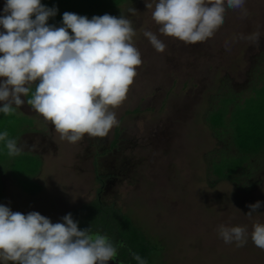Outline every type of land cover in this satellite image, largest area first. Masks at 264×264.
<instances>
[{"label":"rangeland","instance_id":"rangeland-1","mask_svg":"<svg viewBox=\"0 0 264 264\" xmlns=\"http://www.w3.org/2000/svg\"><path fill=\"white\" fill-rule=\"evenodd\" d=\"M5 2L0 0V16ZM41 3L57 9L48 20L56 27L65 12L132 21L143 63L127 99L114 109L119 126L109 132L119 135L125 175L102 188L85 158L99 146H91L87 135L76 143L61 140L27 104L30 93L13 114L0 112V132L22 149L10 156L0 141V204L25 215L39 212L52 223L71 213L83 230L100 222V198L103 208L127 214L142 235L137 238L152 245L151 263L264 264V250L251 240L253 225L264 223V0L227 9L214 36L194 45L159 33L155 0ZM146 30L167 45L163 53L143 35ZM256 34L258 41L248 39ZM257 201L261 207L249 216ZM222 224L245 227L244 246L225 243L218 233Z\"/></svg>","mask_w":264,"mask_h":264},{"label":"clouds","instance_id":"clouds-1","mask_svg":"<svg viewBox=\"0 0 264 264\" xmlns=\"http://www.w3.org/2000/svg\"><path fill=\"white\" fill-rule=\"evenodd\" d=\"M246 0H155L152 19L158 31L185 45L203 43L224 24L227 9L242 10ZM147 9L153 8L146 3ZM57 9L41 0H6L0 16V112L11 115L27 104L54 125L61 140L76 143L106 138L119 126L116 112L127 99L142 65L141 52L133 43L132 21L105 14L89 19L75 13L63 14V25H49ZM132 15L135 8H130ZM34 17V18H33ZM71 30V34L69 32ZM160 53L167 45L152 31H144ZM258 41V34L248 37ZM33 85L35 90L32 91ZM8 155L22 151L7 131L0 132ZM35 146L33 145V148ZM261 202L249 205V216ZM63 222L52 223L39 212L27 215L0 204V261L3 264H108L117 259V246L106 234L81 230L71 213ZM225 243L247 242L242 226L220 225ZM254 245L264 250V223H255ZM123 246V245H121ZM137 264H147L132 253Z\"/></svg>","mask_w":264,"mask_h":264},{"label":"trees","instance_id":"trees-1","mask_svg":"<svg viewBox=\"0 0 264 264\" xmlns=\"http://www.w3.org/2000/svg\"><path fill=\"white\" fill-rule=\"evenodd\" d=\"M96 201L100 206L98 205L95 211L98 215H101V217L100 222L96 219V224L92 225L91 231L93 233L99 232L100 234H106L113 244L117 246V256L122 258L125 263L137 264V261L132 258V253H137L147 261V264H157L155 262L151 263L150 255L154 252L152 245L150 246L144 238H142V240L137 238V236L140 237L142 235L129 219V216L127 214H122L117 210L111 211L109 208H103L99 203L101 201L100 198H96ZM94 223L95 222L92 220L91 224ZM131 226V233L123 234L120 232Z\"/></svg>","mask_w":264,"mask_h":264},{"label":"flooded vegetation","instance_id":"flooded-vegetation-1","mask_svg":"<svg viewBox=\"0 0 264 264\" xmlns=\"http://www.w3.org/2000/svg\"><path fill=\"white\" fill-rule=\"evenodd\" d=\"M113 132V135L110 133L109 136H107L109 137L107 144H101L104 142V140L99 142V138H89L91 146L96 143L99 146V149L97 152L94 151L92 154H88L86 155L87 157H85L91 158L90 160L96 180L99 181L102 188L103 186H107L108 182L114 184L115 182L122 179L125 175V172L123 171L125 169L124 163H126V161H124V158L121 155L122 151L120 150V146L117 145V139L119 135L116 131ZM89 149H91V147L87 148V151ZM103 153H105V155H103ZM117 260L120 262V264H127L122 258H119L118 256Z\"/></svg>","mask_w":264,"mask_h":264},{"label":"water","instance_id":"water-1","mask_svg":"<svg viewBox=\"0 0 264 264\" xmlns=\"http://www.w3.org/2000/svg\"><path fill=\"white\" fill-rule=\"evenodd\" d=\"M108 264H120V262L117 259H115V260L109 261Z\"/></svg>","mask_w":264,"mask_h":264}]
</instances>
